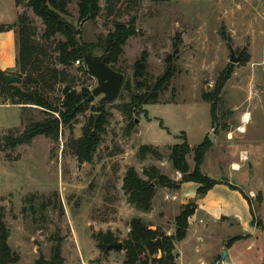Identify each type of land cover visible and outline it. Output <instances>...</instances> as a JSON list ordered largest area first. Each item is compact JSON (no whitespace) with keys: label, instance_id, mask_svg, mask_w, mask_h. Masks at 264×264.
<instances>
[{"label":"rangeland","instance_id":"1","mask_svg":"<svg viewBox=\"0 0 264 264\" xmlns=\"http://www.w3.org/2000/svg\"><path fill=\"white\" fill-rule=\"evenodd\" d=\"M27 2L18 5L17 0H0V23L18 24L19 15L25 13L37 28V42L44 43L45 25ZM100 4V16L81 25L83 42L98 44L116 21L137 19L138 33L128 39L119 61L112 64L125 74L115 101L101 104L102 95L96 96L71 127H62L58 141L38 135L30 143L12 145L7 136L21 134L27 123L45 114L35 105L23 107L0 99L5 102L0 104V211L10 232L8 243L20 255L15 264H36L40 256L50 258L57 240H61L63 264H128L124 249L106 252L96 235L111 232L123 241L135 217L173 238L172 264H220L224 247L233 253L226 264H264V0H100ZM68 9V20L78 28V0H72ZM59 39L62 36L48 41L51 55ZM230 46L237 56L244 50L238 63L230 61ZM144 51L149 82L164 73L169 57L176 71L159 101L135 109L128 117L120 107L129 102L133 90L125 83L130 79L134 89V64ZM93 53L105 54L98 46ZM68 72L77 88L97 85L90 73L83 74L76 66ZM228 72L229 79L218 91L215 141L201 166L205 175L220 182L204 195L192 183L171 204L165 187H159L153 209H137L122 188L127 169L134 167L142 174L144 168L157 165L175 180L170 146L187 140L195 148L210 139L213 102L205 94L217 92L219 76ZM14 74L23 77L19 66ZM64 86L58 84L52 98H59ZM99 106L106 112L105 131L92 160L82 162L73 144L82 137L90 116L101 115L103 110H96ZM142 144L156 146L162 158L148 155L141 159ZM187 159L193 170V153ZM243 192L250 194L253 216ZM199 200L218 204L221 215L235 223L222 218L209 225L210 216L199 211L194 214L197 219H208L207 227L197 226L202 236L189 227L188 241L177 240L176 216L183 204H198ZM183 253L189 260H183ZM161 255L147 250L142 254L144 262L136 264H159L156 258Z\"/></svg>","mask_w":264,"mask_h":264},{"label":"trees","instance_id":"2","mask_svg":"<svg viewBox=\"0 0 264 264\" xmlns=\"http://www.w3.org/2000/svg\"><path fill=\"white\" fill-rule=\"evenodd\" d=\"M72 0H28L27 5L32 8L35 15L40 17L45 25L42 37L44 43L36 40L37 28L25 13L20 14L18 24L2 25L1 30L15 29L18 42L17 66L20 67L19 76L23 79L21 84L8 83L5 74L8 72L0 69V98L1 100H12L13 104L35 105L40 107L45 117L37 121H30L26 124L23 132L17 136H7V143L17 145L30 143L38 135L50 137L54 141L60 138L62 127H71L78 115L84 113L92 101L88 100L92 89L87 85L77 88L74 81H69V69L76 68L83 74H89L84 63L83 51L78 44L79 34L77 27L68 20L69 4ZM112 0H109L111 2ZM18 5L22 0H17ZM102 11L100 0H78L79 22H87L97 19ZM138 33L137 19L132 16L128 22L116 21L114 29L105 38H100L98 44L84 42L88 51L94 50L96 46L102 48L109 56L108 64L117 63L124 53V46L128 39ZM62 36L52 48L47 45L51 39ZM55 53V55H54ZM80 60L79 65L75 62ZM62 66L60 68L59 66ZM175 67L171 57L167 58V66L164 73L156 81L150 80L147 71V52L134 64L133 83L127 80L125 87L132 89L129 102L124 103L120 108L128 117H132L135 109L143 105L159 101L160 94L167 88L175 73ZM230 71V70H229ZM230 77V72L225 76L220 75L217 80L216 91L205 94L206 99H212L213 127H217L216 102L219 100L218 91L223 87ZM58 84H65L61 90V96L52 98L51 93ZM5 103V102H2ZM103 110L98 119L95 115L90 116L89 121L83 129V135L74 141L73 149L77 158L84 161H91L100 145L101 135L105 131L107 123L106 112L102 106L96 110ZM133 124V121H132ZM131 127V126H130ZM212 143L207 137L199 146L192 148L187 140L170 146L169 159L173 168L182 174L180 181H175L163 173L157 165L144 168L140 174L134 167H129L123 178L122 188L130 204L137 209L149 212L153 209L154 197L159 187L178 189L183 182L194 181L199 184L198 194L204 195L218 182L202 172L201 166L204 162L206 152ZM193 153L195 167L190 169L188 156ZM152 155L157 159L162 158L160 150L153 145L142 144L139 149L141 159ZM233 186V185H232ZM236 187V186H235ZM249 203L251 199L243 192ZM259 199L262 200L261 195ZM197 209L195 201L184 204L183 210L176 216L177 240L182 241L188 235L190 225L189 219ZM251 212L253 207L251 204ZM254 221V218H253ZM130 233L123 242V249L126 251V262L136 264L144 262L142 254L149 251L154 254L161 252V257L156 258L159 264H172L174 243L170 236H163L159 230L150 228L140 217H135L130 222ZM10 232L4 220V212L0 211V264H15L20 260L18 252L14 251L8 243ZM98 245L105 250L109 244L117 243L120 240L111 232H100L96 235ZM161 238V243L156 240ZM61 240H57L52 246L50 258L40 256L36 264H63Z\"/></svg>","mask_w":264,"mask_h":264},{"label":"water","instance_id":"3","mask_svg":"<svg viewBox=\"0 0 264 264\" xmlns=\"http://www.w3.org/2000/svg\"><path fill=\"white\" fill-rule=\"evenodd\" d=\"M77 28L79 34L77 36V41L79 46L83 51V59L84 63L89 71V73L97 80V85L92 89L91 94L88 97L89 101H93L96 96L102 95L100 99L101 104L112 103L118 97L121 88L125 81V74L123 72L117 71L112 68L111 65L108 64L109 56L107 54H94L92 51H88L85 48L84 42L81 36V25ZM231 49V57L230 61L233 63H238L242 57L244 50H242L237 56L235 50L232 46ZM5 79L8 83H17L21 84L23 79L14 73L5 74ZM96 119L99 118L100 113L94 114ZM217 127L215 126L210 134V141L214 142V134ZM157 244L161 243V238L156 240ZM110 249H123V242L119 241L117 243L109 244L106 246L105 251H109ZM228 256V251L226 248H223L220 256V264H224L226 258Z\"/></svg>","mask_w":264,"mask_h":264},{"label":"crops","instance_id":"4","mask_svg":"<svg viewBox=\"0 0 264 264\" xmlns=\"http://www.w3.org/2000/svg\"><path fill=\"white\" fill-rule=\"evenodd\" d=\"M9 24H14V23H4V24L0 23V27L2 25L7 26ZM17 57H18V42H17V33H16L15 29H6V30L0 29V69L3 71H6L8 73H10V72L14 73L17 69ZM0 104H2V102H0ZM235 169H239V168H235ZM176 172L177 173H175L173 175V177L175 180L180 181L182 178V174L179 171H176ZM192 183H196V185H199L197 182L187 181V182H183L178 189L172 190L170 188L165 187L163 189V191H164V194L166 195V198H167L166 200L169 201L168 203L171 204L173 201L176 202L179 199V193L178 192H180L181 190L183 191L184 189L189 187V185ZM250 191H251V193H254V189H250ZM195 194H196V190H194L193 195H192L194 198H195ZM246 194L250 197V194H248V193H246ZM200 200H202V198ZM200 200L198 201L200 203H198V204L196 203L197 209H196L194 214L199 213V211H200L204 215L210 216L209 225H211L212 222H217V221L221 220L222 218H224L225 221H227V222L231 221V220H229L228 217L221 215V211L218 208V204H216L212 201H206L207 203H202V201H200ZM180 206H182V204ZM249 207L251 208L250 205H249ZM201 208L205 209L206 212ZM252 216H253V214H252ZM207 220L208 219L206 218V216H205V218L199 217V219H197L194 215L192 217H190V219H189L190 232H192V230H195L197 235L198 234L201 235L197 226H200V224H202L203 228L207 227L208 224L205 225V223H206L205 221H207ZM234 220H235V218H234ZM231 222H234V221H231ZM153 228H155V227H153ZM252 228H253V222H252ZM244 233L246 235V234H248V231H244ZM249 234H252V232ZM242 235H244V234H242ZM187 241L188 240H185L184 243H186ZM222 250H223V248H222ZM222 250H221V252H222ZM197 251H200L199 247H197ZM227 251H228V256H231L233 254L231 252V249H227ZM182 257H183V260H185L186 258L189 260L188 256L184 255V253L182 254ZM201 260H203V259H201ZM189 262H191V260Z\"/></svg>","mask_w":264,"mask_h":264},{"label":"bare ground","instance_id":"5","mask_svg":"<svg viewBox=\"0 0 264 264\" xmlns=\"http://www.w3.org/2000/svg\"><path fill=\"white\" fill-rule=\"evenodd\" d=\"M243 119H244V122L246 123V121L248 120V115H245V117ZM240 130L243 132L244 128L241 127ZM237 167H238V165H237Z\"/></svg>","mask_w":264,"mask_h":264},{"label":"built area","instance_id":"6","mask_svg":"<svg viewBox=\"0 0 264 264\" xmlns=\"http://www.w3.org/2000/svg\"><path fill=\"white\" fill-rule=\"evenodd\" d=\"M76 63L80 64V60H77ZM244 159H247V156H246V158H244ZM238 168H239V167H238ZM252 195H254V193H252ZM224 263H225V262H224ZM225 264H226V263H225Z\"/></svg>","mask_w":264,"mask_h":264}]
</instances>
